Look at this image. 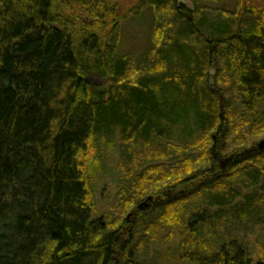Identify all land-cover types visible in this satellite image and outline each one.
I'll return each instance as SVG.
<instances>
[{"label": "trees", "instance_id": "trees-1", "mask_svg": "<svg viewBox=\"0 0 264 264\" xmlns=\"http://www.w3.org/2000/svg\"><path fill=\"white\" fill-rule=\"evenodd\" d=\"M180 1L0 0V264H264V8Z\"/></svg>", "mask_w": 264, "mask_h": 264}, {"label": "rangeland", "instance_id": "rangeland-1", "mask_svg": "<svg viewBox=\"0 0 264 264\" xmlns=\"http://www.w3.org/2000/svg\"><path fill=\"white\" fill-rule=\"evenodd\" d=\"M139 0H117L118 4V10L120 15L125 14L132 6L136 5ZM250 3L255 4L257 6L264 8V0H248ZM235 0H222V4L226 8H232L234 5ZM180 4L185 7H191V0H181ZM153 24L152 14L149 10L145 9L143 10L138 17L134 18H128V20H123L121 27H120V40H119V46H118V52L128 53L130 54L134 59L138 60L141 55L144 53L143 51L150 45V33H151V27ZM88 81L92 84H98L100 80L95 77H91L88 79ZM228 155H225L224 158H221V164H224V160ZM220 165V162H219ZM228 165V164H227ZM225 164V167H227ZM224 167V168H225ZM226 170V168H225ZM107 185L105 182L101 183L98 182V189H97V201L99 210H102L104 208L108 209V203H110L112 193L114 192V186L113 183L107 181ZM102 199V200H101ZM151 204V203H148ZM150 205L148 207L141 208L140 211L147 212L150 209ZM105 209V210H106ZM134 216H126L127 220V229L130 228V224L133 221ZM174 237L172 238V241L175 243L178 234L180 232L174 231ZM246 242L249 245V251L251 253V256L254 260L257 258H260L263 256L264 252V225H261V227H254V229L250 230V233L246 236ZM170 240L165 237V235H157L156 244L153 245L158 251H160L161 254H163L166 251V248L170 244ZM172 248L174 246L172 245Z\"/></svg>", "mask_w": 264, "mask_h": 264}, {"label": "water", "instance_id": "water-1", "mask_svg": "<svg viewBox=\"0 0 264 264\" xmlns=\"http://www.w3.org/2000/svg\"><path fill=\"white\" fill-rule=\"evenodd\" d=\"M222 102H223V101H222V99H221V106L223 105ZM258 145H259L260 148H263V147H264V140L260 141V142L258 143ZM232 159H233L232 156L226 158V159L224 160V164H221V161H219V162H220V168H221L222 170H225V168H224V167H225V164L227 165L228 163H230V162L232 161ZM151 200H152V198H148V199H147V201H149V202H151ZM143 207H148V204H146V202L140 203V206L138 207V210H141V208H143Z\"/></svg>", "mask_w": 264, "mask_h": 264}]
</instances>
